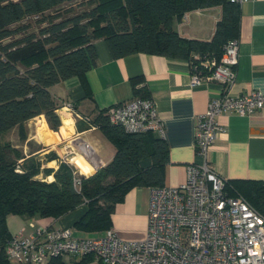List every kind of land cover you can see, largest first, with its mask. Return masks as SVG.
Segmentation results:
<instances>
[{
  "label": "trees",
  "instance_id": "obj_1",
  "mask_svg": "<svg viewBox=\"0 0 264 264\" xmlns=\"http://www.w3.org/2000/svg\"><path fill=\"white\" fill-rule=\"evenodd\" d=\"M211 6H220L221 14L210 39L183 37L174 29L185 13ZM239 23L240 4L232 0H0V136L17 128L23 139L24 124L39 115L53 130L63 126L57 113L62 104L50 87L74 76L83 79L96 64L94 39L103 38L113 58L149 53L184 59L191 70H203L204 59L218 61L224 44L238 37ZM141 80L131 79L133 96L149 98L147 89L137 86ZM108 109L81 114L90 117L78 129L93 126L114 148L107 163L83 171L88 175L77 174L54 151L46 160H55V169L0 141V264H16L5 254L10 214L55 219L85 204L74 226L102 231L111 227L115 205L130 188L165 185L166 142L152 131L129 132L111 123ZM38 173L47 180L36 178ZM225 188L264 215V180L231 179ZM60 258L42 264H65Z\"/></svg>",
  "mask_w": 264,
  "mask_h": 264
},
{
  "label": "crops",
  "instance_id": "obj_2",
  "mask_svg": "<svg viewBox=\"0 0 264 264\" xmlns=\"http://www.w3.org/2000/svg\"><path fill=\"white\" fill-rule=\"evenodd\" d=\"M220 14V6L195 9L185 13L180 20H175L173 27L183 37L208 40L213 35ZM237 39L238 60L235 78L229 87L230 93H248L252 90L264 92V0H247L240 4ZM92 43L96 52L94 67L85 72L83 79L74 76L51 86V94L60 104L74 103L73 111L80 117L78 113L90 115L130 99L133 97L131 79L141 77L137 86L147 89L161 121V130L152 133L162 138L168 148L169 161L164 167V184L175 186L184 182L186 166L200 161L195 145L197 116L205 111L210 98L220 93L219 84L201 82L190 86V67L184 59L149 53L113 58L103 38L94 39ZM67 121L70 129L71 120ZM218 123L222 131H218L208 152L210 168L227 180H264V111L257 110L248 116L224 112L218 117ZM84 126L79 122L76 129L79 135L91 132L86 128L78 129ZM11 130L4 135L10 134ZM13 138L20 140L17 133ZM86 139L103 165L111 159L114 153L112 145L107 144L105 154L100 155L105 138L98 131L93 133L91 139ZM21 140L19 145H13L21 148L26 155L24 151L30 138L26 135ZM81 140L84 143L82 137ZM47 143H39L41 148L31 153L40 151L42 155L41 151L49 145ZM143 163L148 165L150 161L145 159ZM148 189L144 185L133 186L123 200L115 205L111 227L121 239L137 240L144 236ZM85 209V204H82L55 219L10 214L6 217V225L11 235L21 229L25 234L30 232L29 223L35 227H69L78 237L103 235L105 230L87 232L74 226ZM60 259L65 264H100L93 257L64 255Z\"/></svg>",
  "mask_w": 264,
  "mask_h": 264
},
{
  "label": "built area",
  "instance_id": "obj_3",
  "mask_svg": "<svg viewBox=\"0 0 264 264\" xmlns=\"http://www.w3.org/2000/svg\"><path fill=\"white\" fill-rule=\"evenodd\" d=\"M232 1L241 4L247 0ZM238 44L232 38L224 44L218 61L207 58L201 62L203 70L190 68V86L216 82L221 91L197 116L195 145L200 161L186 166L185 181L148 187L147 223L141 239H121L112 227L101 236L78 237L69 227L29 223L30 232L21 229L7 240V258L16 264H42L64 255H92L100 264H264V215L242 195L231 194L225 188L227 179L216 174L208 162L209 149L222 131L220 114L248 116L264 111V92L229 91L236 74ZM108 114L111 123L129 132L162 128L150 98L133 96L109 107ZM102 165H93V171ZM79 180L75 177L74 184Z\"/></svg>",
  "mask_w": 264,
  "mask_h": 264
},
{
  "label": "rangeland",
  "instance_id": "obj_4",
  "mask_svg": "<svg viewBox=\"0 0 264 264\" xmlns=\"http://www.w3.org/2000/svg\"><path fill=\"white\" fill-rule=\"evenodd\" d=\"M65 105L66 104L63 103L62 106H60L57 110V113L61 120V124L63 123L64 130L62 128V125H60L61 128L59 126L60 129L58 128L57 130H53L52 128H50L44 115L38 116L24 124V137L27 135L30 138L29 145L27 146V150L24 152H27L26 156L33 155L36 158V160L40 161L42 167L48 166V167H53L55 169L57 167L56 161L46 160V154L50 151H54L56 154L58 153L61 155V157L58 155L61 159H64L67 162H69L71 165H73L77 173L78 172L80 173L81 171L82 172L81 174L84 173L83 175H85L86 172H83V171L87 170L88 168L86 164H89V161L92 162V158H91L92 155L90 153L93 151V153L99 158L94 147L91 145V143H88L87 142L88 139H86L87 137L91 139V137L93 136V133H96L97 130L94 129L93 127H87L86 129H88L91 132H87L83 135H79L76 132L79 122L81 123V125L84 124L85 126H87L86 125V123H88L87 119L90 116L84 115L85 116L84 117L83 115L78 113V115L80 116L78 117L75 115V112L73 111L72 107H69L70 109L67 107L64 108L63 106ZM63 115L70 118V119H67V120H71L70 129H69L70 123L67 124L66 122L68 121L66 119L63 120L61 118ZM9 133L10 134H5V135L4 133L1 134L0 141H8L12 145L13 144L19 145L22 140L21 139L17 140L13 138L14 136H16V133L18 134V129L13 128V131L11 130ZM81 137L82 139H84V143H82ZM37 142L39 143L48 142L47 144H49L48 146L45 147V149L41 151V154L43 153L42 155H40L39 153L40 151L31 153V151L36 150V149L39 150L41 148L40 144ZM102 142H105L103 143L105 147L103 146V150L102 152H100L101 156L105 154L107 144L111 146V144L108 143L106 139L105 141H102ZM111 147L113 148V146ZM87 149L89 151L91 150L90 153L87 152ZM74 162L78 163V167L75 165ZM100 164H101V161L99 159L98 166ZM17 167H18V170H21L22 168L21 162H19V165ZM35 177L47 180V176L44 177L42 173H38Z\"/></svg>",
  "mask_w": 264,
  "mask_h": 264
},
{
  "label": "bare ground",
  "instance_id": "obj_5",
  "mask_svg": "<svg viewBox=\"0 0 264 264\" xmlns=\"http://www.w3.org/2000/svg\"><path fill=\"white\" fill-rule=\"evenodd\" d=\"M63 120L64 119H70L69 117H67V116H65V115H63L62 117H61ZM43 125V124H42ZM39 126H41V125H39ZM45 127V126H44ZM42 131V130H41ZM44 131V130H43ZM42 133V132H41ZM91 151V150H90ZM90 151L87 149V152L88 153H90ZM91 155H92V162H90L89 161V164H86L87 166H89L90 167V171H93L94 170V167H93V165H95V164H98V162H99V158L93 153V151L90 153ZM79 169V168H78ZM80 171V170H79ZM81 172V171H80Z\"/></svg>",
  "mask_w": 264,
  "mask_h": 264
},
{
  "label": "water",
  "instance_id": "obj_6",
  "mask_svg": "<svg viewBox=\"0 0 264 264\" xmlns=\"http://www.w3.org/2000/svg\"><path fill=\"white\" fill-rule=\"evenodd\" d=\"M83 143V142H82ZM89 174H91V173H89Z\"/></svg>",
  "mask_w": 264,
  "mask_h": 264
}]
</instances>
